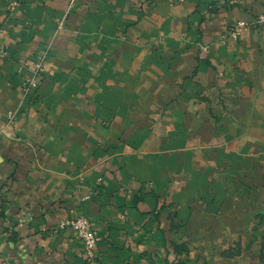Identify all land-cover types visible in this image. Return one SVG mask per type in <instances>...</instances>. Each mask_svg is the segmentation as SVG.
Returning <instances> with one entry per match:
<instances>
[{
  "label": "crops",
  "instance_id": "0c3cea01",
  "mask_svg": "<svg viewBox=\"0 0 264 264\" xmlns=\"http://www.w3.org/2000/svg\"><path fill=\"white\" fill-rule=\"evenodd\" d=\"M263 9L0 0V264H264Z\"/></svg>",
  "mask_w": 264,
  "mask_h": 264
},
{
  "label": "built area",
  "instance_id": "2783aa9c",
  "mask_svg": "<svg viewBox=\"0 0 264 264\" xmlns=\"http://www.w3.org/2000/svg\"><path fill=\"white\" fill-rule=\"evenodd\" d=\"M16 5L15 2L12 3V8ZM256 24L264 26V9L263 11L256 17ZM246 25H237L233 26L230 30L229 35L233 37H237L241 34L243 28ZM2 33V27L0 26V36ZM0 52H3V47L0 46ZM45 56L41 55L38 57L36 63L34 64V69L32 74L27 77L23 82V91L24 94L27 95L31 92L33 87L37 84L38 76L44 66ZM16 111L9 112V122L12 123L15 118ZM47 232L53 234L60 232L62 230H72L76 236L83 242L85 257L87 263H91L98 257V246L102 241L103 236L100 231L95 227L90 219H88L85 215H74L66 219H62L55 225L48 226L45 229Z\"/></svg>",
  "mask_w": 264,
  "mask_h": 264
},
{
  "label": "rangeland",
  "instance_id": "374dc122",
  "mask_svg": "<svg viewBox=\"0 0 264 264\" xmlns=\"http://www.w3.org/2000/svg\"><path fill=\"white\" fill-rule=\"evenodd\" d=\"M229 2L231 4H237L239 2V0H229ZM243 24L247 26L249 23L246 20H239L238 22H236V24L234 26L243 25ZM62 231L73 232L72 230H62ZM62 231H60V232H62ZM60 232H57V233H60ZM49 234H51V233H49ZM54 234H56V233H53L51 235H54ZM195 249H197V251L195 252V257H198V261L196 264H210V261L208 260L209 255L212 253L210 245L203 244V243H201L199 245L197 244V245H195Z\"/></svg>",
  "mask_w": 264,
  "mask_h": 264
}]
</instances>
